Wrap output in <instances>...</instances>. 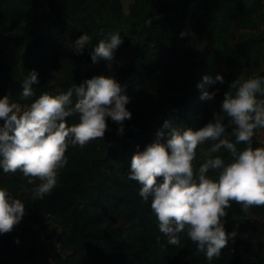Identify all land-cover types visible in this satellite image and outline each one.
Wrapping results in <instances>:
<instances>
[{
    "label": "trees",
    "instance_id": "obj_1",
    "mask_svg": "<svg viewBox=\"0 0 264 264\" xmlns=\"http://www.w3.org/2000/svg\"><path fill=\"white\" fill-rule=\"evenodd\" d=\"M0 13L13 29L0 33V98L31 103L36 97L22 100L19 93L33 69L39 73L37 97L114 76L127 85L132 113L123 135L109 118L104 139L82 149L70 145L69 162L43 199L33 195L38 179L30 184L19 171L0 170V187L20 199L26 213L0 234V264H209L185 234L180 245L167 243L140 185L128 180L130 161L137 146L143 150L159 132L167 134L165 121L198 130L219 111L231 81L264 76V0H133L126 12L121 0H0ZM114 32L122 36L116 51L126 60L112 75L108 62H92L91 52ZM82 33L91 37L84 53H62L65 41ZM217 73L225 83L207 86L219 91L201 100L197 83ZM66 121L78 123V115ZM261 144L264 129L257 130L253 146ZM209 146H198L194 164L202 162L200 147ZM218 154L230 160L223 149ZM227 212L226 230L238 234L211 264H264V206L245 212L233 201Z\"/></svg>",
    "mask_w": 264,
    "mask_h": 264
},
{
    "label": "clouds",
    "instance_id": "obj_2",
    "mask_svg": "<svg viewBox=\"0 0 264 264\" xmlns=\"http://www.w3.org/2000/svg\"><path fill=\"white\" fill-rule=\"evenodd\" d=\"M90 40L82 33L69 47L75 55H82ZM122 43L119 32L109 33L94 46L92 62H112ZM27 72L19 96L22 100L36 97L31 103L22 105L11 95L0 98V170L19 171L30 184L32 178L38 179L33 195L43 199L56 187L60 170L68 164L65 152L70 145L82 149L92 140L104 139L109 118L119 125L118 134H124V121L132 118L126 107L131 98L126 94L127 85L103 75L55 95L44 91L37 97L34 85L40 84L39 73L35 69ZM216 83H225L222 74L204 75L196 85L199 98L213 99L219 89L210 92L207 86ZM75 115L79 122L68 126L66 118ZM164 127L169 129L167 134L159 132L143 150L137 146L128 180L140 185L139 195L150 202L167 243L180 245L181 234H185L195 251L211 264L237 237V231L225 227L232 202L245 212L252 206H264V144L253 146L257 130L264 129V76L241 75L231 81L219 111L198 130L168 121ZM241 143L243 148L238 147ZM205 144L210 146L200 147L202 162L197 166L198 146ZM222 149L230 156L227 162L218 154ZM210 171L215 175H209ZM25 214L24 203L0 187V234L12 231Z\"/></svg>",
    "mask_w": 264,
    "mask_h": 264
},
{
    "label": "rangeland",
    "instance_id": "obj_3",
    "mask_svg": "<svg viewBox=\"0 0 264 264\" xmlns=\"http://www.w3.org/2000/svg\"><path fill=\"white\" fill-rule=\"evenodd\" d=\"M122 1V6L124 12L127 11L128 5L133 1V0H121ZM13 32L12 27L8 24L6 16L3 13H0V33L6 34V35H11ZM70 40H66L63 46L62 53L68 54V50L72 49L69 47ZM126 60L124 55H122V51L118 50L115 51V59L112 62H108V69L114 75L116 73V68L120 67L121 64ZM257 140L259 142L263 141V134L262 132H259Z\"/></svg>",
    "mask_w": 264,
    "mask_h": 264
}]
</instances>
